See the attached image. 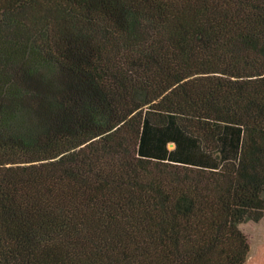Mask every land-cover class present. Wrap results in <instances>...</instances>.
<instances>
[{"label": "trees", "instance_id": "1", "mask_svg": "<svg viewBox=\"0 0 264 264\" xmlns=\"http://www.w3.org/2000/svg\"><path fill=\"white\" fill-rule=\"evenodd\" d=\"M258 229L264 0H0V264H245Z\"/></svg>", "mask_w": 264, "mask_h": 264}, {"label": "rangeland", "instance_id": "2", "mask_svg": "<svg viewBox=\"0 0 264 264\" xmlns=\"http://www.w3.org/2000/svg\"><path fill=\"white\" fill-rule=\"evenodd\" d=\"M172 147V146H171ZM264 230V229H263ZM258 229L253 239L252 251L245 264H264V231Z\"/></svg>", "mask_w": 264, "mask_h": 264}]
</instances>
